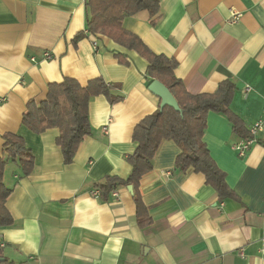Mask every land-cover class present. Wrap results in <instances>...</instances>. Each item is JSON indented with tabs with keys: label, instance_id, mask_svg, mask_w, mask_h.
Instances as JSON below:
<instances>
[{
	"label": "crops",
	"instance_id": "obj_1",
	"mask_svg": "<svg viewBox=\"0 0 264 264\" xmlns=\"http://www.w3.org/2000/svg\"><path fill=\"white\" fill-rule=\"evenodd\" d=\"M157 1L154 24L142 11L124 29L175 60V77L191 95L233 82L230 108L249 131L264 116V0ZM87 20L86 0H0V157L13 134L35 160L29 176L6 167L13 224L0 230L3 256L14 264H264V132L240 157L232 146L244 137L222 114L208 115L204 142L235 199L222 200L203 174L177 168L181 149L172 140L140 182L151 226L139 227L128 187L108 200L96 194L108 177H129L134 130L161 100L148 90L147 60L88 33ZM66 79L82 87L102 79L121 98L91 99V134L69 165L59 129L35 134L23 125L28 103L45 102L50 86Z\"/></svg>",
	"mask_w": 264,
	"mask_h": 264
},
{
	"label": "trees",
	"instance_id": "obj_2",
	"mask_svg": "<svg viewBox=\"0 0 264 264\" xmlns=\"http://www.w3.org/2000/svg\"><path fill=\"white\" fill-rule=\"evenodd\" d=\"M86 9L88 33L106 36L121 47L144 57L149 64L148 77L152 82L159 80L163 83L181 109V112H176L170 107L162 111L159 108L136 126L133 140L137 147L127 157L132 172L127 179L108 177L104 183L96 185L102 199L108 200L111 193L121 187L132 186L138 225L142 229L151 226L152 219L140 194V182L153 170V160L166 140L174 141L181 149L176 160L177 168L182 171L193 169L194 172L203 174L222 200L235 199L236 194L229 188L225 173L218 168L204 142L210 113L224 115L232 123L236 133L243 137L249 135L241 119L230 108L236 90L234 83L226 80L213 94L191 95L183 82L175 77V60L152 53L140 39L124 29V20L142 11L150 13L154 24L160 11L157 0H86ZM112 90L113 87L102 79L91 81L87 87H82L76 80L66 79L60 85L50 86L45 102L28 103L23 125L35 134L59 129L57 144L61 147L64 163L69 165L82 141L91 134V99L103 95L110 103L115 104L121 98L113 96ZM4 140L3 154L0 157V230L13 224V218L6 208V201L12 193L4 182L7 165L13 163L20 168L23 176H29L34 171L35 163L32 152L21 137L7 134ZM0 264H14L3 256L1 240Z\"/></svg>",
	"mask_w": 264,
	"mask_h": 264
},
{
	"label": "built area",
	"instance_id": "obj_3",
	"mask_svg": "<svg viewBox=\"0 0 264 264\" xmlns=\"http://www.w3.org/2000/svg\"><path fill=\"white\" fill-rule=\"evenodd\" d=\"M97 43L94 42V50H97ZM51 55L50 53H45L44 54V60H50ZM34 61V60H33ZM246 90H250V88H246ZM264 132V116L261 120L257 121L255 124H253L249 131H248V136L242 138L238 143L234 144L232 146V150L238 153L240 157H244L247 152L251 149V147L258 142L260 134ZM97 195L100 193L97 192ZM112 195H117L116 191L112 193ZM264 242V238H263ZM262 253H264V245L261 250Z\"/></svg>",
	"mask_w": 264,
	"mask_h": 264
},
{
	"label": "water",
	"instance_id": "obj_4",
	"mask_svg": "<svg viewBox=\"0 0 264 264\" xmlns=\"http://www.w3.org/2000/svg\"><path fill=\"white\" fill-rule=\"evenodd\" d=\"M148 90L155 96H157L161 102H160V109L161 111L166 108L170 107L174 109L176 112H181L180 106L176 100V98L173 96V94L170 92V90L159 80H154L149 86ZM128 190L130 192L133 191L132 186H128Z\"/></svg>",
	"mask_w": 264,
	"mask_h": 264
}]
</instances>
